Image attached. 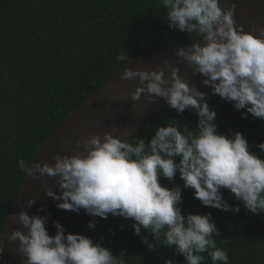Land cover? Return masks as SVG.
Returning <instances> with one entry per match:
<instances>
[{"label": "clouds", "instance_id": "9594fccd", "mask_svg": "<svg viewBox=\"0 0 264 264\" xmlns=\"http://www.w3.org/2000/svg\"><path fill=\"white\" fill-rule=\"evenodd\" d=\"M160 4L166 10L169 29L194 33V39L203 40V44L177 49L175 56L182 58L194 75L205 77L202 84L213 94L232 102L237 110L244 109L242 118L250 113L264 120V24L254 23L245 31L234 19L235 4L222 0H160ZM116 60L127 65L130 57L121 53ZM162 63L167 77L163 68L123 67L120 79H137L138 86L128 94L133 101L145 94L149 103L163 99L177 114L195 111L194 129L183 125L181 131L178 121H170L158 127L147 143L142 138L130 143L107 131L102 137L91 134L75 141L76 155H54L52 164L20 159L18 167L32 179L56 178L59 194L50 188L44 193L60 201L59 209H83L104 219L109 214L130 218L136 235L142 228L151 235L152 242L148 236L141 240L148 251L174 246L184 264H204L203 253L213 264H229L226 251L217 246L219 230L211 214L182 215L181 188L164 187L159 180L172 181L178 175L183 187L193 189L194 198L203 206L239 212L238 205L223 199L221 190L227 189L249 213L264 214V158L249 151L241 133L231 138L219 134L216 113L206 102L207 93L190 86L167 59ZM257 147L264 152V142ZM34 202L29 198L24 207L30 208ZM11 219L24 229H14L7 237L9 242H18L16 252L24 257L22 264H127L123 250L114 256L99 242L65 233L59 222H54L55 234L49 235L47 215L29 216L22 210ZM94 226V220L87 224L90 229ZM3 248L4 232L0 234V252ZM165 264L177 262L165 260Z\"/></svg>", "mask_w": 264, "mask_h": 264}, {"label": "trees", "instance_id": "16d2710c", "mask_svg": "<svg viewBox=\"0 0 264 264\" xmlns=\"http://www.w3.org/2000/svg\"><path fill=\"white\" fill-rule=\"evenodd\" d=\"M165 11L160 0H0V234L25 178L19 160L32 161L63 117L124 66L116 56L127 53L132 59L194 40V33L169 29ZM199 91L207 93L208 107L216 113L217 132L227 138L241 133L249 151L264 158L257 147L264 142V120L250 113L242 118L244 109H235L208 86ZM170 121H178L181 131L183 125L194 129L197 113L168 108L126 139L147 143ZM159 182L181 188L182 215L211 214L219 230L217 246L226 251L229 264H264V214L249 213L227 189L221 190L223 199L238 205L239 212L203 206L178 175ZM59 202L52 200L46 213L49 235L59 222L65 233L99 242L114 256L123 250L127 264H184L174 246L148 251L141 240L148 236L152 242L151 235L143 228L136 235L130 218L93 217L83 209H59ZM90 220L95 221L91 229ZM202 255L204 264H213L207 253Z\"/></svg>", "mask_w": 264, "mask_h": 264}, {"label": "water", "instance_id": "95a60500", "mask_svg": "<svg viewBox=\"0 0 264 264\" xmlns=\"http://www.w3.org/2000/svg\"><path fill=\"white\" fill-rule=\"evenodd\" d=\"M222 3L235 4L234 19L238 25L243 26L245 31H248L249 26L254 23L264 24V0H222ZM192 43L203 44V40L196 38L180 46L132 58L123 67L142 70L163 68L165 77H167L168 70L162 63L163 60L167 59L179 68L178 74L190 86L195 85L197 90H201L207 87L202 84L205 77L198 73L194 75L192 68L188 67L182 58L175 56L177 49L188 48ZM123 67L101 83L92 94L63 117L62 121L40 146L32 160L33 163L47 162L52 164L54 155H76L77 153L73 151L75 141L91 134L102 137L103 133L107 131L120 139H126L169 108L168 104L160 98H157L156 103H149L145 94H142L138 101H133L128 94L138 86V81L137 79L121 80ZM80 153L83 154V149L80 150ZM45 188H50L57 194L59 190L56 178L44 176L39 179H32L25 175L5 221L4 248L0 252V264H22L24 257L16 252L18 242H9L7 237L14 229L21 231L24 229L15 223L11 216L22 210L26 211L29 216L46 215L53 199L45 195ZM29 198H34L35 202L30 208H25L24 203Z\"/></svg>", "mask_w": 264, "mask_h": 264}]
</instances>
